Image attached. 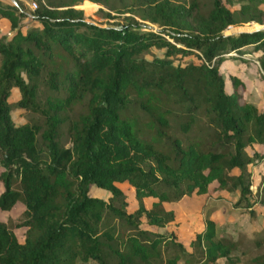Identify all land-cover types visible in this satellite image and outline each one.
<instances>
[{
	"label": "trees",
	"instance_id": "trees-1",
	"mask_svg": "<svg viewBox=\"0 0 264 264\" xmlns=\"http://www.w3.org/2000/svg\"><path fill=\"white\" fill-rule=\"evenodd\" d=\"M225 2L130 0L154 29L133 17L101 26L63 0L32 11L0 0L11 28L0 38V210L21 202L14 227H26L21 242L0 220V264H236L244 236H220L207 213L189 251L164 206L213 189L236 193L250 217L264 207V175L253 191L250 168L264 160V109L235 75L228 91L221 71L256 53L264 80V28L227 32L264 25V0ZM17 108L37 117L15 123ZM116 183L133 188V211ZM92 185L110 195L91 196ZM250 243L263 251L249 264H264V230Z\"/></svg>",
	"mask_w": 264,
	"mask_h": 264
},
{
	"label": "rangeland",
	"instance_id": "rangeland-1",
	"mask_svg": "<svg viewBox=\"0 0 264 264\" xmlns=\"http://www.w3.org/2000/svg\"><path fill=\"white\" fill-rule=\"evenodd\" d=\"M11 0H3L4 3H9ZM25 6L29 11L35 9L36 5L39 3H47V0H17ZM68 4H71L76 9H81L84 12V16L87 20L95 22L101 26H118L119 24L129 22V18L133 17L142 25L147 27H152L156 29L157 27L146 21L141 17L140 9L138 7L137 12L133 13L131 10L132 5L130 0H103L102 3H94L90 0H63ZM177 2H182L188 4L191 0H173ZM200 7L203 10H207L211 6V0H197ZM244 0H231V2H225L226 5L235 10L238 9L240 4ZM264 8V7H262ZM264 28V25L260 24H249L242 27L231 28L228 33H239L241 31H250ZM11 33V32H10ZM162 49L153 48L152 52L156 55L161 56L163 54ZM245 58V54L242 55ZM235 61V60H233ZM250 70V71H249ZM249 73L252 74L253 69H249ZM221 71L224 72L227 80V90L230 91V76H237L242 82L243 87L239 86L238 90L243 94L245 98V81L248 87L252 90H257L261 92L264 89V84L261 80H256L248 78L245 76V60L244 62H232V59H227L222 67ZM40 100H44L45 96L51 92L45 88L40 90ZM20 97L19 91L13 89L10 101H15ZM82 110V104H76L74 106L73 112L71 114H77ZM11 116L15 123H25L32 122L37 115L24 109H14L11 112ZM60 141L63 145H69V138L65 131V126L61 128ZM254 172V185L252 190H256L260 180L259 172L264 173V161L262 163H257L252 167ZM116 185L123 191L126 196L128 210L133 211L137 203L134 198L133 188L128 183H116ZM214 183L212 186H215ZM3 190L2 182H0V192ZM89 194L91 196H96L100 198H107L110 194L107 191L92 185L90 187ZM238 199V195L235 193H229L226 191H214L210 189L208 194L205 195H195L193 194L190 198H183L178 202L168 203L165 208L173 210L175 213V219L173 222L166 226V230L172 231L177 240L180 241L187 250L190 251L189 244L194 239L195 235L205 227V217L207 213H211L213 210H218L215 213V217L220 225L217 227L218 234L220 236L229 235L234 238H239L238 236H244L241 245L236 251L233 252L232 256L236 259V264H249L250 259L258 255L263 251L262 248L253 247L250 241L253 238H257L259 231L258 228H264V221L261 224L257 222H252L248 225L247 221L251 218L248 216V212L245 209L235 207V202ZM151 199H146V204L149 205ZM23 210V205L21 202H17L9 211L0 210V220L5 222L9 227H14V224L18 223L21 219V213ZM227 220V221H226ZM230 222V223H228ZM251 223V222H250ZM254 224V225H253ZM255 228L254 230L252 229ZM145 227V226H144ZM257 227V229H256ZM14 232L21 242L25 237L26 227L13 228ZM227 230V231H226ZM256 230V231H255ZM264 230V229H263ZM263 232V231H261ZM220 261H223L221 259ZM93 264V263H86Z\"/></svg>",
	"mask_w": 264,
	"mask_h": 264
},
{
	"label": "crops",
	"instance_id": "crops-1",
	"mask_svg": "<svg viewBox=\"0 0 264 264\" xmlns=\"http://www.w3.org/2000/svg\"><path fill=\"white\" fill-rule=\"evenodd\" d=\"M10 32H11V28H10L9 21L6 18L0 17V38L3 37V36H9ZM232 62H236V61L232 60ZM249 69H253L252 74L249 73V71H250ZM245 76H247L249 79L253 77L252 79L261 80L263 82V84H264V80L259 75V64H258V62L256 60V53H254V54H245ZM245 99L248 100V101L254 102L259 109H264V89L261 92H258L255 89L252 90L251 88L248 87V84H247L246 81H245ZM256 149L263 151L264 147L263 146H256ZM248 151L250 152V149ZM263 161L264 160L260 161L259 163H262ZM253 166H255V165L250 166V168H251V171L253 173V185H254V172L252 170ZM259 175H260V180H259V183H260L262 175H264V173L259 172ZM259 183H258V185H259ZM253 185H252V187H253ZM103 191H105V190H103ZM254 191H256V190H254ZM190 197H187V198H190ZM151 201H152V199H151ZM145 204H146V199H145ZM166 204H168V203H165L164 206H166ZM147 206L149 207L150 204L147 205ZM253 208H254V210L256 212V215L254 217L250 218V216L248 214L250 219L247 221V224L251 225L252 222L253 223L257 222L258 224H261L262 221H264V207L261 206L260 204L256 203V204H254ZM217 211L218 210L211 211L210 217L216 222L217 227H219L220 225L218 224V221H217V219L215 217V213H217ZM228 223H230V222H228ZM253 227L254 226H252V229L254 230L255 228H253ZM256 229H257V227H256ZM263 229L264 228H258L257 231L261 232V231H263Z\"/></svg>",
	"mask_w": 264,
	"mask_h": 264
}]
</instances>
